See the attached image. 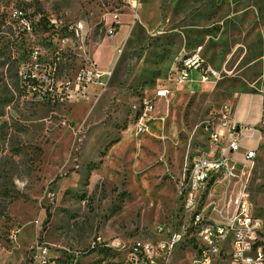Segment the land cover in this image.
I'll use <instances>...</instances> for the list:
<instances>
[{
  "label": "rangeland",
  "instance_id": "rangeland-1",
  "mask_svg": "<svg viewBox=\"0 0 264 264\" xmlns=\"http://www.w3.org/2000/svg\"><path fill=\"white\" fill-rule=\"evenodd\" d=\"M129 1L0 0V264H41L33 257L38 245L50 260L62 258L87 250L96 236L158 243L169 229L156 226L183 217L178 186L186 164L209 148L204 124L223 103L245 116L250 97L259 98L248 91L264 77V0H136L139 9L130 11ZM128 13L134 24L110 75L84 98L57 99L56 88L110 44L109 28ZM78 22L82 37L71 38L67 28ZM196 53L220 76L197 88L177 84L176 69ZM30 71L43 81L35 91L24 80ZM162 90L166 96L156 97ZM258 156L248 192L264 233V153ZM100 245L80 264H115L116 254ZM193 258L189 244L166 264Z\"/></svg>",
  "mask_w": 264,
  "mask_h": 264
},
{
  "label": "built area",
  "instance_id": "built-area-1",
  "mask_svg": "<svg viewBox=\"0 0 264 264\" xmlns=\"http://www.w3.org/2000/svg\"><path fill=\"white\" fill-rule=\"evenodd\" d=\"M12 15L18 20L24 19L22 10H15ZM51 27L54 36H58V28L53 22ZM83 28V23L78 22L69 26L67 31L71 38L79 39ZM116 32V27L111 26L109 38H113ZM69 39L62 37L61 41L65 44ZM109 75V71H102L86 56L73 82L63 88L57 87L55 96L65 101L70 98L67 94L70 92L76 98H84L90 85L102 84ZM194 75L198 77L197 81ZM207 75H214V78L220 76L218 71L205 65L196 53L185 57L184 64L176 69L174 80L185 86L195 83L204 85ZM24 80L33 91L41 88L43 83L33 71L26 72ZM69 86H72V90H69ZM166 93L167 90L157 91L156 97H164ZM152 109L151 102H146L137 124L139 132L145 131L143 120ZM204 130L209 148L186 164L178 186L177 210L183 217L167 227L156 226V232L169 229V236L162 237L160 243L105 240L96 236L87 250H66L69 254L65 257L50 260L47 248L38 245L33 257L41 264H80L79 258L91 253V245L103 244L110 246L111 253L116 254L115 264H166L177 247V240H184L187 245L191 244L194 251L191 264H208L211 256H218V264H264L263 222L256 216L248 192L254 174L250 173V163L257 162L260 152L264 153V143L261 142L264 138V94L256 126L239 125L234 117L233 105L223 103L216 116L204 124ZM256 137V145L243 150L242 141H253ZM222 223H230V230H222ZM19 232L20 227L12 228L7 233V241L16 243ZM142 253H149L148 262H141Z\"/></svg>",
  "mask_w": 264,
  "mask_h": 264
},
{
  "label": "crops",
  "instance_id": "crops-1",
  "mask_svg": "<svg viewBox=\"0 0 264 264\" xmlns=\"http://www.w3.org/2000/svg\"><path fill=\"white\" fill-rule=\"evenodd\" d=\"M129 3H130L129 11L133 10V8L139 9V7H140V4L138 3V8H136L135 5L133 4V0L129 1ZM127 15H128L127 20H124V21L117 20V23L119 24V26H118L117 32L114 35V37L113 38L111 37V39H110L112 44H111V42H110V44H108L109 42H107L105 40L100 45V47L96 49V51H95V53L93 55V58L90 57L96 63L98 68L101 69L102 71H105V72L109 71L110 72V69H112V65H113L114 54H115L117 48L122 44L124 39L127 37V35H128L127 33L129 32L130 25L132 26L134 24V19H133L132 13H130V14L128 13ZM115 17H117V16L115 15L114 19H115ZM137 18H138V15H137ZM132 19H133V22L130 21ZM123 29H124L123 37L118 42L114 41V39L120 34L121 30H123ZM207 66L212 68V69H214L210 65H207ZM194 78H195L196 81L198 80V77L195 76V75H194ZM262 78L264 80V77H262ZM263 80H262V82L260 84H258V89L256 88L255 84H252L251 88L253 90H249L248 91L250 93H254V91L258 90L259 91V98L254 100L253 96L250 97L251 101H254V103L252 102V104L249 106L247 115L243 116V115L237 114L236 111H235V106L233 107V109H234V117H235L236 122H238L239 124L241 123L243 126L253 127V126H256V124L259 121L260 110H261V107H262V95L264 94ZM201 86L202 85H200L198 83H195V84H191L189 87L190 88H197V87H201ZM255 139H256L255 141L253 140V141H249V142H247L245 140L242 141L243 150L244 149L253 148L256 145V142H257L258 138L256 137Z\"/></svg>",
  "mask_w": 264,
  "mask_h": 264
},
{
  "label": "bare ground",
  "instance_id": "bare-ground-1",
  "mask_svg": "<svg viewBox=\"0 0 264 264\" xmlns=\"http://www.w3.org/2000/svg\"><path fill=\"white\" fill-rule=\"evenodd\" d=\"M133 4L136 6L137 5V1L133 0ZM139 18H141L140 20H142L143 18L141 16H139ZM185 60H183L180 63L179 68L182 66V64H184ZM214 77V75H207V79ZM256 167V162H251L250 163V173H253L254 169ZM222 230H230V223H222ZM169 235H167L168 237ZM158 243H160V241H158ZM100 244H96V245H92L93 249L96 246H99ZM187 245L186 242H184V240H177V247H175V249H181L183 246ZM102 246L101 248H108L111 249L110 246L108 245H100ZM100 248V249H101ZM105 250V249H104ZM94 251V250H93ZM104 252V251H103ZM108 252V251H107ZM218 259V256H211L210 258H208V264H216V261ZM149 261V253H142L141 255V262H148Z\"/></svg>",
  "mask_w": 264,
  "mask_h": 264
},
{
  "label": "trees",
  "instance_id": "trees-1",
  "mask_svg": "<svg viewBox=\"0 0 264 264\" xmlns=\"http://www.w3.org/2000/svg\"><path fill=\"white\" fill-rule=\"evenodd\" d=\"M52 28V27H51Z\"/></svg>",
  "mask_w": 264,
  "mask_h": 264
}]
</instances>
